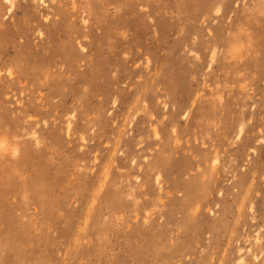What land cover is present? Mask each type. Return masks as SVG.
<instances>
[{"label": "rangeland", "instance_id": "374dc122", "mask_svg": "<svg viewBox=\"0 0 264 264\" xmlns=\"http://www.w3.org/2000/svg\"><path fill=\"white\" fill-rule=\"evenodd\" d=\"M12 2L0 264H264V0Z\"/></svg>", "mask_w": 264, "mask_h": 264}, {"label": "bare ground", "instance_id": "6f19581e", "mask_svg": "<svg viewBox=\"0 0 264 264\" xmlns=\"http://www.w3.org/2000/svg\"><path fill=\"white\" fill-rule=\"evenodd\" d=\"M6 3H8L9 8L11 9L13 7V2L12 0H5ZM261 11L264 12V9L262 8ZM261 22L264 23V16L261 17ZM261 28H259V31L262 30V28H264V24H261ZM154 136H157V133L154 132Z\"/></svg>", "mask_w": 264, "mask_h": 264}, {"label": "snow or ice", "instance_id": "6c2138e0", "mask_svg": "<svg viewBox=\"0 0 264 264\" xmlns=\"http://www.w3.org/2000/svg\"><path fill=\"white\" fill-rule=\"evenodd\" d=\"M219 14V12L217 13ZM215 54H213L214 56ZM8 141H7V138L4 134H0V149H3L5 148V146L7 145Z\"/></svg>", "mask_w": 264, "mask_h": 264}]
</instances>
